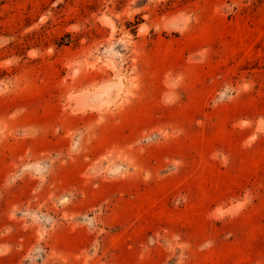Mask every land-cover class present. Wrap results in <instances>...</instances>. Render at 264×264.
<instances>
[{"label": "rangeland", "instance_id": "1", "mask_svg": "<svg viewBox=\"0 0 264 264\" xmlns=\"http://www.w3.org/2000/svg\"><path fill=\"white\" fill-rule=\"evenodd\" d=\"M0 264H264V0H0Z\"/></svg>", "mask_w": 264, "mask_h": 264}]
</instances>
